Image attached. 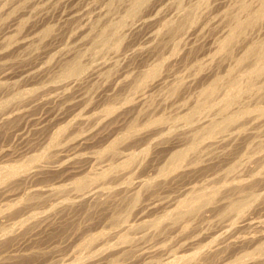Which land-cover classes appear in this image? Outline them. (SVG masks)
I'll list each match as a JSON object with an SVG mask.
<instances>
[{"label":"rangeland","instance_id":"1","mask_svg":"<svg viewBox=\"0 0 264 264\" xmlns=\"http://www.w3.org/2000/svg\"><path fill=\"white\" fill-rule=\"evenodd\" d=\"M261 4L0 0V264H264Z\"/></svg>","mask_w":264,"mask_h":264},{"label":"bare ground","instance_id":"2","mask_svg":"<svg viewBox=\"0 0 264 264\" xmlns=\"http://www.w3.org/2000/svg\"><path fill=\"white\" fill-rule=\"evenodd\" d=\"M137 3H138V2H137ZM135 4H136V1H135ZM140 5H141V4H140ZM261 5H262V9H264V0H262V4H261ZM138 6H139V5H138ZM246 7H247V6H246ZM246 7H244V8H246ZM259 10H260V9H259ZM259 10H258V11H259ZM132 11H133V10H132ZM134 11H135V10H134ZM254 16H255V15H254ZM257 17H258V16H257ZM244 22H245V21H244ZM251 22H253V21H251ZM250 24H251V23H250ZM238 25H239V27H241V26H243L244 24L241 22V23H239ZM245 25H246V24H245ZM115 28H116V27H115ZM235 29H236V28H235ZM237 29H238V28H237ZM231 33H232V32H231ZM231 33H230V35H231ZM222 44H223V43H222ZM222 46H223V45H222ZM71 70H72V69H71ZM66 72H67V71H66ZM206 92H207V91H206ZM231 120H232V119H231ZM130 131H131V129H130ZM182 156H183V152H178V153H176V154L174 155V157L172 156L173 158H171V159H173V160L175 161V160L179 159V158L182 157ZM173 160H172V161H173ZM17 167H18V166H17ZM0 169H1V168H0ZM15 169H16V168H15ZM10 171H13L12 168H11ZM1 172H2V171H1ZM1 172H0V173H1ZM8 172H9V171H8ZM12 173H13V172H12ZM2 178H5V177H2ZM2 178H1V179H2ZM212 190H213V189H212ZM212 192H213V191H212ZM210 193H211V192H210ZM195 194H196V193H195ZM207 195L209 196V194H207ZM192 199H193V198H192ZM197 199H198V198H197ZM203 199H204V198H203ZM210 199H211V197H210ZM200 200H201V199H200ZM195 201H196V200H195ZM241 201H242V200H241ZM247 201H248V200H247ZM182 202H183V201H182ZM184 202H185V201H184ZM189 202H190V201H189ZM242 202H243V201H242ZM186 203H187V202H186ZM243 205H244V204H243ZM192 206L194 207V205H192ZM241 206H242V205H241ZM246 206H247V205H246ZM246 206H244V207H246ZM187 207H189V206H187ZM195 207H196V206H195ZM230 207H231V206H230ZM244 207H243V208H244ZM186 210H187V209H186ZM190 210H191V209H190ZM166 217H167V216H166ZM157 222H158V221H157ZM91 239H92V238H91ZM260 249H261V248H260ZM260 251H261V250H260ZM180 258H181V257H180Z\"/></svg>","mask_w":264,"mask_h":264}]
</instances>
